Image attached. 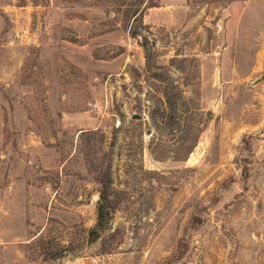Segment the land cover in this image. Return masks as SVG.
<instances>
[{
  "label": "rangeland",
  "instance_id": "rangeland-1",
  "mask_svg": "<svg viewBox=\"0 0 264 264\" xmlns=\"http://www.w3.org/2000/svg\"><path fill=\"white\" fill-rule=\"evenodd\" d=\"M0 264H264V0H0Z\"/></svg>",
  "mask_w": 264,
  "mask_h": 264
},
{
  "label": "trees",
  "instance_id": "trees-1",
  "mask_svg": "<svg viewBox=\"0 0 264 264\" xmlns=\"http://www.w3.org/2000/svg\"><path fill=\"white\" fill-rule=\"evenodd\" d=\"M202 132V126L199 124L195 125L193 127V137L191 139L190 144L185 148L186 152L185 155H188L189 153L192 152L194 147L197 144V140ZM181 160V159H179ZM108 195H107V186L106 184H102V190L99 195V200H98V206H97V221H96V227L92 231H90V239L91 241H94L99 238V232L98 231H103L104 229L108 227L110 216H111V211L107 210L104 207V203L107 202Z\"/></svg>",
  "mask_w": 264,
  "mask_h": 264
},
{
  "label": "built area",
  "instance_id": "built-area-1",
  "mask_svg": "<svg viewBox=\"0 0 264 264\" xmlns=\"http://www.w3.org/2000/svg\"><path fill=\"white\" fill-rule=\"evenodd\" d=\"M19 39H21V41L26 44L32 43V36L28 28H25L20 32ZM119 126H121V122L117 120L114 124V127L118 128Z\"/></svg>",
  "mask_w": 264,
  "mask_h": 264
}]
</instances>
